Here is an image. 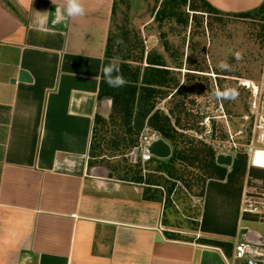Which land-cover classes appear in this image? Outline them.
Listing matches in <instances>:
<instances>
[{
  "label": "crops",
  "instance_id": "obj_1",
  "mask_svg": "<svg viewBox=\"0 0 264 264\" xmlns=\"http://www.w3.org/2000/svg\"><path fill=\"white\" fill-rule=\"evenodd\" d=\"M9 1L18 14L0 0V264L232 263L233 249L172 235L147 184L92 173L116 0H83L86 14L59 24L64 0ZM207 1L230 14L264 4Z\"/></svg>",
  "mask_w": 264,
  "mask_h": 264
},
{
  "label": "rangeland",
  "instance_id": "obj_2",
  "mask_svg": "<svg viewBox=\"0 0 264 264\" xmlns=\"http://www.w3.org/2000/svg\"><path fill=\"white\" fill-rule=\"evenodd\" d=\"M162 2L116 0L111 58L119 65L129 62L145 67L148 55H161L172 72L170 79L179 83L181 92L172 97L177 89L167 90L170 96L159 100L157 109L169 116L178 129L179 147L202 150L207 146L218 154L239 146L249 158V168L264 171L253 166L251 154L246 152L253 147L264 149L263 15L242 18L229 13H198L192 19L195 13L191 12L189 25L184 26L157 15ZM183 11L190 13L188 7ZM222 63L227 67L222 68ZM253 84L259 92L245 86ZM225 91L234 92V97L223 96ZM97 117L100 120L96 122L92 173L106 175L113 171L122 179L135 181L143 177L162 185L164 189H152L150 194L163 201L167 198L166 217L173 227L172 235L193 242H234L238 235L246 238L239 233L247 229L249 234L264 240V216H242L240 209L244 193L249 198L264 199V180L247 174L239 204L237 197L226 200L217 191L216 185L226 184L227 179L209 178L201 164L191 167L178 161L176 169L182 180L157 172L162 160L154 159L145 166L132 165L128 154L136 143L128 146V128L121 112H115L112 100L100 101ZM178 118L180 124L176 125ZM208 132L211 139L205 137ZM236 227L235 237L213 233Z\"/></svg>",
  "mask_w": 264,
  "mask_h": 264
},
{
  "label": "trees",
  "instance_id": "obj_3",
  "mask_svg": "<svg viewBox=\"0 0 264 264\" xmlns=\"http://www.w3.org/2000/svg\"><path fill=\"white\" fill-rule=\"evenodd\" d=\"M185 7L189 8L190 13L183 11ZM191 12L195 13L193 14L194 16L192 19L198 16V13H206L208 15L224 14V12L214 8L207 0H163L157 15L162 20L164 18L173 19L177 20L184 26H188ZM260 14L263 15L264 18V4L249 12L239 14L229 13L227 15L249 18ZM112 43V37L110 36L104 66L113 60L111 58ZM145 64V67L142 65L132 66L129 62L120 64V74H122L127 81L126 85L120 88L109 87L104 80L102 72L99 98L100 100H112L115 112H121V116L124 119V125L128 128V139H126V141L130 142L128 146H132L135 143L137 145V140L147 123L173 148L171 158L160 161L156 168L157 172L167 175L172 180H182L183 178H180L176 169L178 161H182L183 163L186 162L191 167L201 164L204 171L207 174H210L209 178L219 181L227 179L226 184L216 185L218 186L216 187L218 188V193L225 197L226 200H229L232 197H237L240 204L243 184L247 174L253 178L264 180V175L261 174L264 171L254 167L249 168V158L247 154H239L234 160L233 166L230 170L229 168L219 166L216 163L217 153L211 147L203 146L202 150L193 148H184V150H182L179 147L178 142V129L172 125L169 116L157 109L158 101L170 96L167 90L169 91L171 88L175 90L177 89V92L172 95V97H174L178 92H181V87L179 88V83L177 81L174 80L175 82L173 83L172 79H170L172 72L167 69L166 62L161 55L156 53L148 55ZM99 120L100 118L96 117V122ZM179 124L180 120L178 118L176 120V125ZM93 148L94 146L92 145V150ZM211 175H214L215 177H211ZM134 182L147 184L148 192H151L152 189H154L152 186H156V184L152 183L151 179H144L143 177L137 178ZM157 185L164 189L162 185ZM147 191L145 198L153 199L147 195ZM172 191L173 187L169 188V194H171ZM165 202H167V198L165 199ZM205 232H207V230H205ZM213 233L235 237L237 227L231 231H218ZM204 243L219 247L228 255L232 253L233 243L231 241L223 242L204 240Z\"/></svg>",
  "mask_w": 264,
  "mask_h": 264
},
{
  "label": "built area",
  "instance_id": "obj_4",
  "mask_svg": "<svg viewBox=\"0 0 264 264\" xmlns=\"http://www.w3.org/2000/svg\"><path fill=\"white\" fill-rule=\"evenodd\" d=\"M254 86L255 84L247 87L252 88L256 93L259 92L258 87L256 90ZM205 137L211 139L212 134L208 132L205 134ZM160 139H163L162 136L146 123L137 145L133 147L128 154L129 162L133 165L145 166L154 159H157L151 154L150 147ZM257 150L258 149L254 147L253 149L246 150L248 155L251 154L250 162L252 161V156ZM222 154L225 156H232L234 161L239 154H242V151L239 146H234L228 150H221L217 156ZM229 169L231 170V167ZM240 209L242 216L249 214L262 217L264 216V199L249 198L246 196V193H244ZM230 264H264V240L260 237L258 241L250 242L246 238L240 239V235H238L233 245L232 263Z\"/></svg>",
  "mask_w": 264,
  "mask_h": 264
},
{
  "label": "clouds",
  "instance_id": "obj_5",
  "mask_svg": "<svg viewBox=\"0 0 264 264\" xmlns=\"http://www.w3.org/2000/svg\"><path fill=\"white\" fill-rule=\"evenodd\" d=\"M55 2V0H54ZM86 14V9L84 7L83 0H64L62 6H58L55 9V19L53 21L54 24H59L65 22L69 18L82 17ZM40 29L43 30L44 26L47 23V16H43L37 21ZM237 57L239 58V53H237ZM222 68L227 67L226 64L220 65ZM103 76L105 82L109 87L120 88L126 85V79L120 74L119 64L116 59L110 61L107 65L103 67ZM214 95H221L220 93H215ZM225 97H229L232 95L234 97L235 93H230L229 91H225L223 94Z\"/></svg>",
  "mask_w": 264,
  "mask_h": 264
},
{
  "label": "water",
  "instance_id": "obj_6",
  "mask_svg": "<svg viewBox=\"0 0 264 264\" xmlns=\"http://www.w3.org/2000/svg\"><path fill=\"white\" fill-rule=\"evenodd\" d=\"M3 1L8 5V7H10L12 9V11L17 13L16 9L12 6V4L9 0H3ZM19 80L23 81V82H31L32 78L27 72H22L20 77H19ZM12 83H15V81L13 80ZM150 152L158 160H167V159L171 158L173 150H172V147L169 143H167L164 139H160L159 141L155 142L150 147ZM216 163L219 166L230 168L233 166L234 161H233L232 156H225L222 154V155L217 156ZM253 166H255V165L253 164ZM109 177L113 178V175L110 174ZM240 234L243 236H246V239L250 242L251 241H258L260 238L259 236L257 237L256 235L249 234L247 229L241 230Z\"/></svg>",
  "mask_w": 264,
  "mask_h": 264
},
{
  "label": "bare ground",
  "instance_id": "obj_7",
  "mask_svg": "<svg viewBox=\"0 0 264 264\" xmlns=\"http://www.w3.org/2000/svg\"><path fill=\"white\" fill-rule=\"evenodd\" d=\"M251 84V83H250ZM245 86H251V85H245ZM257 90V86H254ZM252 164H254L257 167L264 168V149H258L254 155L252 156Z\"/></svg>",
  "mask_w": 264,
  "mask_h": 264
}]
</instances>
